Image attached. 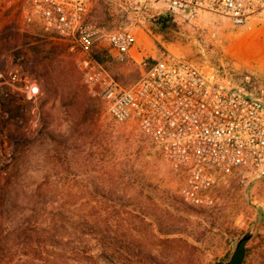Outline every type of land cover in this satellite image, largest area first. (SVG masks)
<instances>
[{
  "label": "rangeland",
  "instance_id": "374dc122",
  "mask_svg": "<svg viewBox=\"0 0 264 264\" xmlns=\"http://www.w3.org/2000/svg\"><path fill=\"white\" fill-rule=\"evenodd\" d=\"M160 15L169 19L166 26L154 21ZM136 18L120 0H93L88 21L111 32L132 28ZM140 19L130 54H116L103 40L93 48L94 59L123 86L170 54L226 73L252 94L264 90L263 20L236 27L222 16L165 10ZM253 39L260 42L255 50L242 46ZM79 57L19 11H0V169L12 164L14 141H29L14 164L26 171L20 184L27 198L71 219L70 246L92 250L94 260L86 264H226L249 230L243 264H264V180L246 184L229 176L213 188L212 207L187 204L153 140L133 122H115L91 96ZM44 73L52 78L51 96L42 91ZM31 83L40 92L29 99L24 86Z\"/></svg>",
  "mask_w": 264,
  "mask_h": 264
},
{
  "label": "built area",
  "instance_id": "2783aa9c",
  "mask_svg": "<svg viewBox=\"0 0 264 264\" xmlns=\"http://www.w3.org/2000/svg\"><path fill=\"white\" fill-rule=\"evenodd\" d=\"M93 0H0V11H19L79 52L78 68L91 96L117 123H135L158 146L180 179L184 202L212 207L213 188L226 177L264 180V90L252 94L226 73L206 72L185 57L166 55L130 86H123L92 56L103 40L118 55L130 54L147 11L199 18L222 16L236 27L257 26L264 0H120L137 14L130 29L102 31L88 21ZM250 76H246L247 83ZM27 98L39 87L26 84Z\"/></svg>",
  "mask_w": 264,
  "mask_h": 264
},
{
  "label": "trees",
  "instance_id": "16d2710c",
  "mask_svg": "<svg viewBox=\"0 0 264 264\" xmlns=\"http://www.w3.org/2000/svg\"><path fill=\"white\" fill-rule=\"evenodd\" d=\"M167 14L174 15L168 11ZM154 19L160 27L166 26L169 20L161 15ZM39 76L43 80L44 95L51 96V75ZM13 144L12 164L0 169V264H86L94 260L92 250L70 246L75 239L74 233L66 232L71 228V219L32 196L27 198L29 192L20 184L26 171L17 170L14 164L21 155V147L29 145V141L20 139Z\"/></svg>",
  "mask_w": 264,
  "mask_h": 264
},
{
  "label": "water",
  "instance_id": "95a60500",
  "mask_svg": "<svg viewBox=\"0 0 264 264\" xmlns=\"http://www.w3.org/2000/svg\"><path fill=\"white\" fill-rule=\"evenodd\" d=\"M253 233V230H249L242 238L239 239L229 261L226 264H243L247 251L246 245L253 236Z\"/></svg>",
  "mask_w": 264,
  "mask_h": 264
},
{
  "label": "crops",
  "instance_id": "0c3cea01",
  "mask_svg": "<svg viewBox=\"0 0 264 264\" xmlns=\"http://www.w3.org/2000/svg\"><path fill=\"white\" fill-rule=\"evenodd\" d=\"M263 21H264V19H263ZM253 40H254V45H253V44L251 45V44L248 42V43H244L242 46L245 47V48H248V50H249V49H254V50H255V49H256V47H255V46H256L255 42H259V40H257V39H253ZM259 43H260V42H259ZM260 47H261V44H260ZM260 47H259V48H260ZM254 59H258L259 61H262V58H259V56H255ZM256 61H257V60H256Z\"/></svg>",
  "mask_w": 264,
  "mask_h": 264
},
{
  "label": "bare ground",
  "instance_id": "6f19581e",
  "mask_svg": "<svg viewBox=\"0 0 264 264\" xmlns=\"http://www.w3.org/2000/svg\"><path fill=\"white\" fill-rule=\"evenodd\" d=\"M245 42V41H244ZM243 42V43H244ZM251 45L253 44L254 45V41L253 40H250V41H248ZM248 42H246V43H248ZM243 43H241V44H243ZM256 43V42H255Z\"/></svg>",
  "mask_w": 264,
  "mask_h": 264
}]
</instances>
